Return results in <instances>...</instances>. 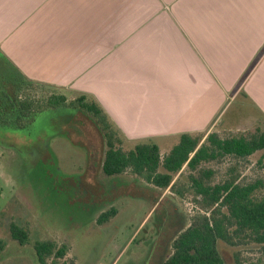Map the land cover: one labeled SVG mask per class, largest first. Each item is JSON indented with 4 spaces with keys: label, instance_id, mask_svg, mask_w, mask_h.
<instances>
[{
    "label": "crops",
    "instance_id": "obj_1",
    "mask_svg": "<svg viewBox=\"0 0 264 264\" xmlns=\"http://www.w3.org/2000/svg\"><path fill=\"white\" fill-rule=\"evenodd\" d=\"M0 51L128 130L195 135L240 101L264 132V0H0Z\"/></svg>",
    "mask_w": 264,
    "mask_h": 264
},
{
    "label": "rangeland",
    "instance_id": "obj_2",
    "mask_svg": "<svg viewBox=\"0 0 264 264\" xmlns=\"http://www.w3.org/2000/svg\"><path fill=\"white\" fill-rule=\"evenodd\" d=\"M3 72L0 69V75ZM7 84L5 79L0 81L3 88ZM66 90L69 102L80 94L74 85ZM238 102L221 124L191 135L216 133L223 138L255 132L253 110L246 106L238 110ZM112 104L106 102L111 110ZM239 111L245 116L238 115ZM122 112L106 111L123 140V151L140 143L154 144L163 158L178 144L179 135L161 137L158 130L140 127L128 130L132 116ZM12 126L0 125V240L5 245L0 264H38L33 249L38 241L64 246L62 264H162L183 217L189 224L205 214L190 187V179L199 177L198 170L212 172L205 179L210 185L223 182L230 169L240 184L264 180V151L245 160L227 157L203 163L196 171L183 167L172 187L180 188V198L172 188L160 190L131 171L105 176L101 171L103 138L92 122L74 109H46L19 124L18 129ZM109 211H114L113 215L102 222L100 217ZM10 224L28 232L27 244L19 245L11 238ZM218 250L224 264H233L236 253L245 262L260 257V249L254 245L234 248L219 243Z\"/></svg>",
    "mask_w": 264,
    "mask_h": 264
},
{
    "label": "trees",
    "instance_id": "obj_3",
    "mask_svg": "<svg viewBox=\"0 0 264 264\" xmlns=\"http://www.w3.org/2000/svg\"><path fill=\"white\" fill-rule=\"evenodd\" d=\"M0 69L4 70L0 81L5 79V83L8 82L6 88L0 85V125L11 123L13 129H18L19 124L46 109H74L87 117L103 138L105 152L101 171L107 177L131 171L137 178L165 191L173 187L174 177L180 174L183 167L196 171L203 163L227 157L245 160L264 151V132L260 130L223 138L216 133H209L206 137L182 134L178 144L163 158L154 144L140 143L129 151H123L119 131L96 100L80 94L67 101L68 90L27 79L1 51ZM160 167L163 172H158ZM198 172L197 179H190V187L195 198L200 199L205 214L189 224H185L186 216L183 217L181 229L170 241V254L162 264H224L218 250L219 243L234 248L257 246L260 257L256 261L245 262L236 253L233 264H264V193L260 195L264 191V180L240 184L237 174L233 175L230 169L223 182L210 185L206 180L212 172ZM172 190L182 197L180 188ZM113 213L109 211L100 219L103 222ZM9 233L19 245L27 244L28 232L25 229L10 224ZM4 247L0 240V252ZM33 249L38 264H62L60 260L66 254L64 246L59 247L49 241H38Z\"/></svg>",
    "mask_w": 264,
    "mask_h": 264
}]
</instances>
